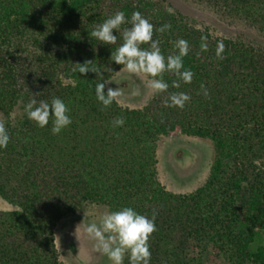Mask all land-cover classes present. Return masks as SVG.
Returning <instances> with one entry per match:
<instances>
[{
	"label": "trees",
	"instance_id": "trees-1",
	"mask_svg": "<svg viewBox=\"0 0 264 264\" xmlns=\"http://www.w3.org/2000/svg\"><path fill=\"white\" fill-rule=\"evenodd\" d=\"M196 1L264 35V0ZM116 11L128 19L139 11L155 28L171 24L153 39L165 57L177 51L173 41H188L183 63L192 82L174 88L178 78L166 72L168 91L143 107L116 100L102 110L94 86L105 83L106 93L122 68L109 57L130 25L114 30L115 45L89 33ZM202 35L207 52H200ZM218 41L223 59L215 56ZM85 60L98 72L73 71ZM172 92L191 99L182 109L165 107ZM53 97L72 120L58 135L51 120L40 128L23 111L33 98ZM16 106L22 112L6 121L10 141L0 148V196L15 206L0 210V264H62L57 222L90 202L149 218L155 210L150 264H203L215 252L230 264H264V45L215 35L166 0H0V111L9 117ZM119 116L125 124L113 128ZM176 128L211 140L214 149L206 179L187 193L167 190L157 176V141Z\"/></svg>",
	"mask_w": 264,
	"mask_h": 264
},
{
	"label": "clouds",
	"instance_id": "clouds-1",
	"mask_svg": "<svg viewBox=\"0 0 264 264\" xmlns=\"http://www.w3.org/2000/svg\"><path fill=\"white\" fill-rule=\"evenodd\" d=\"M172 14V9H167ZM129 24L121 32L122 43L111 52L109 59L116 65L122 66V71L135 76L146 78L145 87L155 96L167 92L169 84L163 76L166 72L173 73L178 78L172 82V87L179 88L181 83L190 84L194 73L184 68L183 58L188 55L189 44L185 39L173 41V47L177 51L165 57L160 48V41L153 39L154 32L164 33L171 29V24H164L159 28L143 16L139 11H133L130 19L126 18L123 11H116L102 23L95 25L89 33L90 39H95L103 44L115 45L117 36L114 30H121V26ZM208 37H200V52L208 51ZM147 45V47H142ZM225 45L218 41L215 56L223 59ZM73 71L86 75L89 71L98 72L93 66V61L85 60L83 63H75ZM95 96L102 105V110L107 109L121 95L119 88H108L105 93V83L95 84ZM202 94L210 98L208 90L201 84ZM191 97L183 92L169 93L163 103L165 107L183 108ZM28 120L37 127L44 128L52 122L51 133L58 135L68 127L72 120L69 116L67 104L59 97H53L50 102L31 99L23 108ZM125 124L123 116L115 117L111 121L113 128L122 127ZM10 141L5 122L0 120V148H6ZM156 212L152 217L139 214L132 207H123L116 211H108L102 216V224L85 225L84 232L89 239L95 241L94 250L105 256L110 264H124L127 258L128 264H150L151 251L149 239L156 231ZM101 228L103 230H101Z\"/></svg>",
	"mask_w": 264,
	"mask_h": 264
},
{
	"label": "rangeland",
	"instance_id": "rangeland-1",
	"mask_svg": "<svg viewBox=\"0 0 264 264\" xmlns=\"http://www.w3.org/2000/svg\"><path fill=\"white\" fill-rule=\"evenodd\" d=\"M174 10L193 18L198 26L208 27L218 36L243 37L264 45V35L250 26L243 18L231 17L196 0H166ZM146 78L122 71L116 72L107 82L108 88H119L122 95L117 102L129 108L143 107L153 95L145 87ZM21 109L16 106L7 117L0 111V120H15ZM214 156L211 140L183 134L179 128L161 135L157 141V176L169 191L187 193L206 179ZM15 206L0 196V210H12ZM109 208L90 202L57 222L55 243L62 264H110L108 259L94 250V243L84 232L90 223L102 224V216ZM101 230H103L101 228ZM203 264H230L218 252L211 254Z\"/></svg>",
	"mask_w": 264,
	"mask_h": 264
}]
</instances>
